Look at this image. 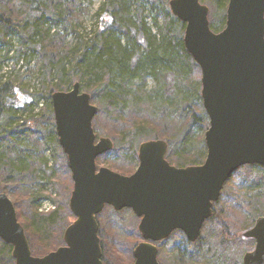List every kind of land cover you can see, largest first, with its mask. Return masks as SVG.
Returning <instances> with one entry per match:
<instances>
[{"label":"trees","instance_id":"trees-1","mask_svg":"<svg viewBox=\"0 0 264 264\" xmlns=\"http://www.w3.org/2000/svg\"><path fill=\"white\" fill-rule=\"evenodd\" d=\"M168 1L103 0L93 13L89 34H81L84 0H0V192L13 202L32 255L42 256L62 246L64 229L74 220L68 206L73 182L55 131L53 92L68 91L79 82L91 103L97 105L94 131L102 115L121 120L128 125V143L135 141L134 154L140 142L149 140L153 117L160 115L173 124L168 144L186 151L189 164L204 161V132L209 123L200 96L201 72L183 43L185 23L171 13ZM200 1L209 6L210 28L221 30L228 0ZM213 22H219V27ZM14 39L21 49L18 55L11 49ZM10 58H16L21 69L37 58L45 98L37 111L42 93L27 92L21 103H16L12 84L2 79L4 62ZM149 78L153 81L150 88ZM177 114L179 123L174 119ZM191 125L198 126L202 135H195ZM95 134L97 137L98 132ZM104 154L96 158V164ZM244 166L258 173L257 178L253 175L251 197L259 203L253 204L247 230L264 215V167ZM58 176L69 179L62 204L68 210L66 215L60 214L59 203L51 197ZM43 200H50L55 208L40 212ZM57 223L61 229L53 235ZM38 239L48 245L43 252L36 249L34 241ZM250 241L253 244V239ZM11 251L12 246L0 239V264H15Z\"/></svg>","mask_w":264,"mask_h":264},{"label":"water","instance_id":"water-1","mask_svg":"<svg viewBox=\"0 0 264 264\" xmlns=\"http://www.w3.org/2000/svg\"><path fill=\"white\" fill-rule=\"evenodd\" d=\"M168 5L185 23L183 43L201 72L209 123L203 163L170 166L164 158L167 143L157 139L139 144V166L131 175L97 166L96 158L111 150L113 141L96 137L97 107L89 93L79 82L53 92L55 131L73 182L68 206L74 220L64 229L62 246L34 256L13 202L0 192V239L12 246L15 264H103L96 216L105 205L130 208L140 218L143 240L133 249V264H159L149 240L181 229L195 241L229 177L243 165L264 167V0H228L225 25L217 32L210 28L209 6L200 0ZM242 235L254 241L242 264H264V215Z\"/></svg>","mask_w":264,"mask_h":264},{"label":"rangeland","instance_id":"rangeland-1","mask_svg":"<svg viewBox=\"0 0 264 264\" xmlns=\"http://www.w3.org/2000/svg\"><path fill=\"white\" fill-rule=\"evenodd\" d=\"M101 2L103 0H84V12L80 13L79 18L82 24L81 34L87 32L89 34L94 22L93 13ZM146 13L147 10L144 11L145 15ZM213 25L219 27V22H213ZM11 46L13 54H17V51L21 50L16 39L12 41ZM9 55L12 54L9 53ZM15 63L16 58H10L4 62L1 72H6V74L2 79L8 80L12 84L11 89L17 93L16 103H21L20 98L23 99L27 92L42 93L38 107L36 106L37 109H35L37 111L41 107L40 104L45 103L44 90L38 75L39 62L35 58L24 69H21L22 66L19 63ZM147 82L149 88L153 86L152 79L149 78ZM9 92L8 95L10 96L12 92ZM95 106L97 107L96 104ZM26 116L27 113H24L23 117ZM149 117L151 118V116ZM153 119L154 122L151 123V133L148 139H169V135L172 133L170 126L172 123L168 120L165 121L166 119L163 120L160 115L159 118L153 117ZM174 119L175 122L179 123L180 115H175ZM157 120L161 122L156 124L155 121ZM95 126L94 132H98L97 137H109L114 143V149L107 151L102 161L97 163V166H105L124 174L131 173L136 166L134 160L135 141H129V143L127 141L129 140V135L126 133L128 125L121 122V120L113 121L112 118L102 115L97 119ZM190 130L195 131L197 136L202 135L201 130H198L196 125H191ZM48 155L49 153L46 151V156ZM253 175L255 178L258 177V173L245 166L236 170L225 183L220 199L214 206V215L206 221L198 241L193 243V245H188L187 254L182 253L181 256L171 251V242H166L159 251L160 261L163 264H242L243 254L252 250L254 246V242L252 244L249 239L244 238L242 235L251 222L253 204L255 202L256 204L259 203L257 200L255 202L252 201L251 197L253 193ZM68 180V176H58L55 179V182H57L56 191L51 195L59 203L61 215L68 213L67 208L62 205L66 201L65 195H67V189L69 188ZM261 202H263L262 199ZM24 203L23 206L25 207ZM54 208L55 204L50 200H43L40 201L38 210L43 213L49 212ZM22 210L27 212L26 208ZM70 219L72 218L67 219L66 217L65 220ZM63 220L64 218L61 221ZM97 221L104 261L107 264H132L133 246L140 241V235L137 231L138 218L130 211H115L111 207H105L98 215ZM55 226L53 235H57L58 231H60L61 223H57ZM54 240L53 237L51 240L52 245L55 244ZM40 241L38 239L34 242L36 243V249L43 252L48 245Z\"/></svg>","mask_w":264,"mask_h":264},{"label":"flooded vegetation","instance_id":"flooded-vegetation-1","mask_svg":"<svg viewBox=\"0 0 264 264\" xmlns=\"http://www.w3.org/2000/svg\"><path fill=\"white\" fill-rule=\"evenodd\" d=\"M157 139H160V140H163V141H165L166 143H167V147H166V151H165V154H164V158L167 160V162H168V164L170 165V166H173V167H175V168H177V169H182V168H186V167H188V166H195V165H201L203 162H201V163H199V164H188V162H187V154H186V151H182V149H180V151H177L178 150V148L176 147V146H173V145H169L168 144V141L167 140H165V139H161V138H153V139H149V140H157ZM146 141V140H145ZM143 142V141H142ZM141 143V142H140ZM139 146V145H138ZM138 146H137V149H136V152H135V154H134V160H135V164H136V166H135V169L131 172V173H127V174H124V173H121V174H123V175H131L132 173H134L136 170H137V168H138V166H139V162H140V160H139V156H138ZM171 150H173L174 151V153H173V155L172 154H170V151ZM178 152H179V154H178ZM106 153V152H105ZM104 154V153H103ZM112 170V169H111ZM114 171V170H113ZM117 172V171H116ZM120 173V172H119ZM232 176V175H231ZM230 176V177H231ZM229 177V178H230ZM229 180V179H228ZM227 180V181H228ZM226 181V182H227ZM225 182V183H226ZM225 183H224V185H225ZM224 185H223V187H222V190H223V188H224ZM222 190H221V192H222ZM220 195H221V193H220ZM219 199H220V196H219ZM219 199L215 202V203H213V209H214V206L216 205V203L219 201ZM105 207H111L112 209H113V207L112 206H110V205H105L104 207H103V209L105 208ZM103 209H102V211H103ZM113 210H115V209H113ZM121 210H127V211H130L131 213H133L132 212V210L130 209V208H123V209H121ZM121 210H118V211H121ZM101 211V212H102ZM115 211H117V210H115ZM100 212V213H101ZM100 213H98L97 214V216H96V219H97V217H98V215L100 214ZM135 216V215H134ZM138 218V220L140 221V218L139 217H137ZM208 220V219H207ZM206 220V221H207ZM205 221V222H206ZM98 222V221H97ZM204 222V223H205ZM139 223V222H138ZM204 225V224H203ZM203 227V226H202ZM98 230H99V225H98ZM202 230V229H201ZM137 231H138V225H137ZM138 233H139V231H138ZM200 233H201V231H200ZM98 234V233H97ZM139 235H140V233H139ZM199 236H200V234H199ZM98 237H99V234H98ZM198 239H199V237L195 240V241H193V242H191V241H189L188 239H187V237H186V235H185V233H184V231H182L181 229H174L170 234H169V236L168 237H166V238H164V239H161V240H157V241H152V240H149L148 242L149 243H151L152 245H154L155 247H156V249H157V261H158V263L159 264H163L161 261H160V259H159V251H160V249L163 247V244H166V242H171L172 243V246H171V251H173V252H175V254H177V255H179V256H181V254L182 253H185V254H187V247H188V245L189 244H193V243H195V242H197L198 241ZM246 239H249V240H251V238H246ZM99 240H100V237H99ZM143 239L141 238V235H140V241L139 242H141ZM139 242H137L134 246H133V249H134V247L139 243ZM100 247H101V250H102V245H101V241H100ZM133 249H132V257H133ZM103 257V251H102V255H101V261H102V263L103 264H107L106 263V261H104V259L102 258ZM133 262H134V257H133ZM133 262H132V264H133Z\"/></svg>","mask_w":264,"mask_h":264}]
</instances>
